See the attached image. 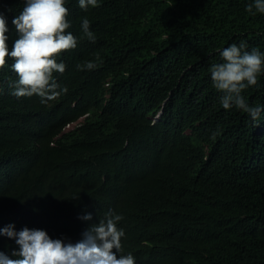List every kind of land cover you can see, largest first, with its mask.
Here are the masks:
<instances>
[{
    "label": "trees",
    "instance_id": "1",
    "mask_svg": "<svg viewBox=\"0 0 264 264\" xmlns=\"http://www.w3.org/2000/svg\"><path fill=\"white\" fill-rule=\"evenodd\" d=\"M98 3L65 0L77 46L57 57L56 99L13 95V61L0 69V228L76 242L111 210L135 264H264V72L241 93L262 108L255 127L222 107L209 70L234 43L264 53V14L253 0ZM24 4L0 0L9 50Z\"/></svg>",
    "mask_w": 264,
    "mask_h": 264
},
{
    "label": "clouds",
    "instance_id": "2",
    "mask_svg": "<svg viewBox=\"0 0 264 264\" xmlns=\"http://www.w3.org/2000/svg\"><path fill=\"white\" fill-rule=\"evenodd\" d=\"M89 6L98 7V0H79L81 9L87 10ZM246 11L264 14V0H253L246 6ZM68 14L65 0H25L22 11L12 20L18 38L9 50L8 24L4 12L0 11V69L6 66L8 59L13 61L11 69L18 76L13 95H37L41 103L59 96L54 74H63L66 65L57 62V57L77 46V38L66 32L70 27ZM81 27L85 37L95 43L96 37L89 30L90 21L87 18L82 20ZM246 47L241 42L224 48L219 52L222 62L213 63L209 70L214 88L223 93L220 98L222 107L228 110L235 106L247 113L257 127L262 108L250 106L241 93L249 86L257 85L258 76L264 72V53L258 48L247 51ZM96 67L97 64L92 61L77 65L78 70H93ZM80 123L81 120L69 124L66 132ZM78 218L93 219L91 213ZM122 219L121 215L110 210L103 219L91 223L76 242L53 239L42 229L25 227L17 232L10 224L0 228V235L14 239L18 249L12 251L15 259L0 251V264H135L131 253L123 254L121 238L125 234L117 227Z\"/></svg>",
    "mask_w": 264,
    "mask_h": 264
}]
</instances>
